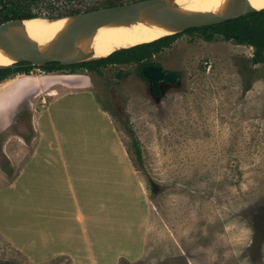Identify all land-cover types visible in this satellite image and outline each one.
Returning a JSON list of instances; mask_svg holds the SVG:
<instances>
[{
	"label": "rangeland",
	"instance_id": "rangeland-1",
	"mask_svg": "<svg viewBox=\"0 0 264 264\" xmlns=\"http://www.w3.org/2000/svg\"><path fill=\"white\" fill-rule=\"evenodd\" d=\"M9 1L0 0V10ZM105 1L39 0L33 10L83 12ZM254 51L219 35L208 41L199 31H183L152 56L151 64L179 76L163 81L160 97L136 63L109 64L102 73L86 68L25 72L29 82L56 74L58 83L61 77L78 78L81 84L68 87L86 89L66 93L46 108L44 142L29 164L36 175L30 176L27 192L23 173L17 185L8 184L23 163L13 167L12 151L29 142L32 113L43 102L34 92L30 107L13 111L5 99L0 108L1 127L8 128L14 115L21 122L5 128L0 145V262L264 264V62L252 61ZM130 128L141 143L142 165ZM57 140L68 160L67 175L77 178L73 197L81 204L87 200L90 222L75 220L67 176L61 185L63 175L51 177L52 165L40 158L58 155L49 149ZM63 230L70 233L66 239ZM84 235L96 241L95 254L104 253L103 258L55 256L59 249L80 256L77 242H85Z\"/></svg>",
	"mask_w": 264,
	"mask_h": 264
},
{
	"label": "water",
	"instance_id": "water-1",
	"mask_svg": "<svg viewBox=\"0 0 264 264\" xmlns=\"http://www.w3.org/2000/svg\"><path fill=\"white\" fill-rule=\"evenodd\" d=\"M191 4L190 0H137L78 13L54 17L47 16L46 18L50 19H58L72 15L78 16L71 32L64 38L54 42L38 40L34 28L29 23L34 18L46 15L30 18H15L1 22L0 43L16 50L24 51L31 56L32 60L20 59L11 64L0 65V69L29 66L43 67L51 62L71 65L105 57L95 56L93 40L102 27L113 22H121L124 20H148L151 22L156 19L171 24L175 28H178L180 32H183L188 28L217 24L231 18H237L250 12L264 9V4L259 3L256 6L252 0H240V2L227 10H214L203 7L193 8ZM135 45L138 44L119 48L114 51L130 48ZM143 73L153 83L154 93L158 97L163 92V81L175 82L179 78L176 73L167 71L156 64L143 66Z\"/></svg>",
	"mask_w": 264,
	"mask_h": 264
},
{
	"label": "crops",
	"instance_id": "crops-1",
	"mask_svg": "<svg viewBox=\"0 0 264 264\" xmlns=\"http://www.w3.org/2000/svg\"><path fill=\"white\" fill-rule=\"evenodd\" d=\"M25 76H27L25 74V72L21 73L19 71V73H17L15 76L9 77V79H3L2 81H0V85H2V86L7 85L4 87H7V89H8V90H2V89H5L4 87L2 89H0V93H1L2 99H3V100H1L0 105L3 106L4 100L8 99V100H10L9 102L13 106L12 107L13 111L19 105L24 106L27 104L30 107L32 105L33 101L31 100V98H29V96L31 94H33L34 92H36L34 97L36 98V97L40 96V101L43 102L42 105L44 107L40 111L32 113L33 114L32 118H31V124H32V133L31 134L32 135H31V137H29V139H27V140H29V142L23 141L22 142L23 144L20 143L18 145L20 148H16V151L15 150L12 151L13 152V161H12L13 167H16V164L21 162V161L23 163L20 165V167L18 169L14 170L13 175H12L13 176L12 180L8 184L17 185L18 179L20 178L21 174L23 173L24 182H25L24 183V189H25L24 191L27 192L29 189L31 179L33 177H35V175H36V167L34 168V171H33V169L29 166V164L33 160H36V158H34V157H35V155H38L40 153V146L44 142L43 141L44 137H43L41 120H42L43 116L45 115L46 108L48 106H53L55 103H57L59 100H61L62 97H64V95L66 93H71L73 90H84L86 88H84V89H72V87H68V86H70V84H74V83L81 84L82 81H80V79H78V78L66 80V79L61 77V81H59V83H58L56 81L58 79L57 78L58 76L56 74H48V75H46L45 80H43L41 82H39L37 80L34 82H29V80L25 79ZM25 82H26V84H25ZM13 87H14V89H13ZM46 88H49V89L46 90ZM23 89H25V90H23ZM52 90L56 91L57 93L51 94L50 91H52ZM4 92H5V94H4ZM6 94H7V97H6ZM25 100H26V103H25ZM98 101H99V99H98ZM100 105H101V109H102L103 113H105L106 115L109 114L110 118H108V119L111 122L112 118H111L110 113L102 104H100ZM2 123H3L2 117L0 116V128H3V127H1ZM112 126H113V130H114L115 126L113 123H112ZM53 143H55V142L52 141V144ZM56 143L57 144H56L55 148L52 147L49 143V149L51 152H53V151L58 152V155H53V154L49 153L44 157L40 156V158L44 159L47 163L52 165V167L50 168V170L52 172L51 177L55 176L57 173H60L61 175H63V177H62V181H63V179L67 176V178H66L67 179V186H68V188H71V189H69V192H70L69 195H71L72 199H73L75 220L77 222H90V218H89L90 216L88 217V215H87V214H89V212H88L89 208H86V205L88 204L87 200L85 199L84 203L81 204L79 202L78 198L73 197L76 194H78L77 192L79 190V188H75L76 184H77V182H76L77 178L73 179L70 175H67V174H69L67 172V169H66L67 168L66 164L68 163V160L65 156H63L61 154V150L59 149V147L61 146V145H59L60 142L57 140ZM46 147H48V146H46ZM73 159L80 160L81 158L80 157H73ZM24 164H26V165H24ZM24 166H25V168H24ZM60 168L63 169V173H61L59 171ZM30 176H31V179H30ZM80 180L82 181V183H85L82 185V187H84V188L88 187L89 182H87L84 179L83 180L80 179ZM61 185H64V181L61 183ZM87 192H88V189H83L82 193L87 195ZM39 195L43 196V195H45V192L43 191ZM89 204H90V201H89ZM39 209L41 211H46L47 206H46V208L42 206ZM63 231H61V233H60V235L63 239H66L67 235L70 236V233H68V232L65 233V231L64 232ZM84 236H85V239L83 238V241H85V242H82V243L77 242L78 243V250L80 251V256H72V254H70L71 253L70 249L69 250L59 249V250L55 251V256L56 255H62L61 253H64V252H69V254L68 253H66V254H68V256L71 257L72 259L73 258H80L81 259V257L86 258L87 260L97 259L98 257L103 258V256H105L104 253L99 254V256H97L95 254V243H96V241L93 238H90L89 235L88 236L84 235ZM47 242H49V241H46V243ZM52 255H54V254L52 253ZM117 256H119V254L115 255V258Z\"/></svg>",
	"mask_w": 264,
	"mask_h": 264
},
{
	"label": "trees",
	"instance_id": "trees-1",
	"mask_svg": "<svg viewBox=\"0 0 264 264\" xmlns=\"http://www.w3.org/2000/svg\"><path fill=\"white\" fill-rule=\"evenodd\" d=\"M39 0H26V2H16L9 1V4H12L11 8H7L6 13H0V23L15 19V18H30L35 17L41 14V12H36L33 10L35 4H37ZM34 3V4H32ZM127 3L124 0H106L103 4L99 2L96 3L97 6L92 7L89 10H93L96 8L114 6L119 4ZM94 4V5H96ZM5 6L8 4L5 2ZM89 8V7H88ZM83 10V9H81ZM88 11V10H86ZM81 12L79 9L69 10L68 12H64L58 15L48 14L46 16L54 17L64 14L70 13H78ZM199 31L201 35L208 41H211L215 38L216 35L222 36L226 40H234L240 44H249L255 47L254 55L252 57V61L256 64L264 62V9L250 12L248 14L242 15L237 18H231L221 23L202 26V27H193L184 30V32H195ZM173 34L164 36L157 40L141 43L135 45L130 48H125L121 50L114 51L108 56L101 57L95 60H89L85 62L75 63L71 65H63L59 62H51L43 66L42 68L46 71H53L63 68H70L71 70H76L77 68H86L90 71H94L97 73H102V67L107 66L109 64H130L136 63L138 67V74L142 77L143 66L154 63L152 60V56L154 53L159 52L164 47L169 46L180 34ZM32 69L29 67H19V68H10V69H0V81L5 79L11 72H29ZM122 75V74H120ZM130 133L133 136V149L134 153L137 156V160L142 165L144 158L141 148L140 140L136 137L135 131L133 128H130ZM0 264H2L0 262Z\"/></svg>",
	"mask_w": 264,
	"mask_h": 264
},
{
	"label": "bare ground",
	"instance_id": "bare-ground-1",
	"mask_svg": "<svg viewBox=\"0 0 264 264\" xmlns=\"http://www.w3.org/2000/svg\"><path fill=\"white\" fill-rule=\"evenodd\" d=\"M190 1L192 3L191 7L193 8L203 7L211 8L214 10H227L238 2H240V0ZM252 1L253 4L256 6L259 3L264 4V0ZM46 17L47 16H40L38 18L32 19L29 22L30 25L34 28V31L37 35V39L45 40L46 42H54L67 36V34L71 32V29L73 28L75 22L78 19L77 15L67 16L58 19H50ZM178 32H180L179 29L175 28L173 25L156 19L152 20L151 22H149L148 20H124L121 22H113L107 26L102 27L96 34L93 40V44L95 45V56H107L116 49L151 41L171 34H177ZM20 59L32 60L31 56H29V54L25 53L24 51L16 50L10 46L0 43V65L11 64ZM56 93L57 92L54 90L51 91V94ZM1 100L3 99L0 93V103ZM6 105L7 104H5V106ZM0 108L2 109V106Z\"/></svg>",
	"mask_w": 264,
	"mask_h": 264
},
{
	"label": "flooded vegetation",
	"instance_id": "flooded-vegetation-1",
	"mask_svg": "<svg viewBox=\"0 0 264 264\" xmlns=\"http://www.w3.org/2000/svg\"><path fill=\"white\" fill-rule=\"evenodd\" d=\"M24 2H26V1H24ZM21 3H23V2H21ZM12 7V4H8L7 6H5L4 4L1 6V10H0V13H6L5 11L7 10V8H11ZM15 116V115H14ZM14 116H13V119H12V121H11V123L8 125V128L9 127H11L13 124H15V123H17L18 125H20L19 123H21L20 122V120L19 121H17V120H15V118H14ZM5 128H7V127H5ZM5 128H0V145H3V141L1 142V139L5 136L3 133H4V131H5ZM7 128V129H8ZM21 132V131H20Z\"/></svg>",
	"mask_w": 264,
	"mask_h": 264
},
{
	"label": "built area",
	"instance_id": "built-area-1",
	"mask_svg": "<svg viewBox=\"0 0 264 264\" xmlns=\"http://www.w3.org/2000/svg\"><path fill=\"white\" fill-rule=\"evenodd\" d=\"M32 68L33 69L31 71H33L34 69H36V70H42V67H38V66H33Z\"/></svg>",
	"mask_w": 264,
	"mask_h": 264
}]
</instances>
